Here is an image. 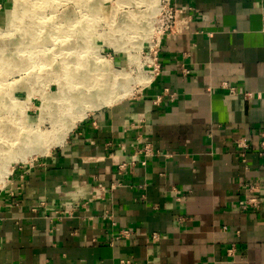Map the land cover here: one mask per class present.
I'll list each match as a JSON object with an SVG mask.
<instances>
[{"label":"crops","instance_id":"obj_1","mask_svg":"<svg viewBox=\"0 0 264 264\" xmlns=\"http://www.w3.org/2000/svg\"><path fill=\"white\" fill-rule=\"evenodd\" d=\"M171 4L149 86L12 169L0 264H264V0Z\"/></svg>","mask_w":264,"mask_h":264},{"label":"rangeland","instance_id":"obj_2","mask_svg":"<svg viewBox=\"0 0 264 264\" xmlns=\"http://www.w3.org/2000/svg\"><path fill=\"white\" fill-rule=\"evenodd\" d=\"M15 2L0 0V137L12 130L24 134L29 124L53 135L67 128L79 111L59 105L64 74H85L100 65L97 59L105 60L98 67L106 81L114 69L128 74L119 79L131 89L123 99L149 86L162 0H18L14 9ZM58 146L11 168L36 163Z\"/></svg>","mask_w":264,"mask_h":264},{"label":"bare ground","instance_id":"obj_3","mask_svg":"<svg viewBox=\"0 0 264 264\" xmlns=\"http://www.w3.org/2000/svg\"><path fill=\"white\" fill-rule=\"evenodd\" d=\"M151 1H154L156 4L159 2V0ZM18 7L19 2L16 0L14 9ZM14 15L15 10L12 11V16L13 18H17ZM67 53L69 54L70 52L67 51ZM104 61L103 59H97V64L100 62V65H97L95 68L90 66L85 74H64V76L67 75L68 82L61 84L58 94L59 105H63L62 108L68 109L76 107L79 111L77 115L71 117L72 119L67 128H64L62 131L53 129L54 134L56 133L53 135L51 131L41 130L39 124H29L24 134H19L12 130L6 136L0 137V144L3 143L5 146L4 148L0 147V182L4 181L12 171V163L16 161L25 162L33 154H42L53 146L61 145L68 131L73 128L78 118L84 117L89 111L110 106L131 93L129 85L119 84V79L124 80L128 77L125 71L114 69L112 78L106 81V78L98 67H103ZM11 100L14 102L13 99ZM51 137L53 139H50Z\"/></svg>","mask_w":264,"mask_h":264},{"label":"built area","instance_id":"obj_4","mask_svg":"<svg viewBox=\"0 0 264 264\" xmlns=\"http://www.w3.org/2000/svg\"><path fill=\"white\" fill-rule=\"evenodd\" d=\"M161 11H160V26L158 29V35H157V40L155 43V50L153 52V75L159 74L161 65L158 62V53H159V48H160V43L161 39L164 35L172 33V32H181L187 28L188 21L181 17V9L178 7H175L171 4V0H162L161 3ZM183 72L185 74L189 73V70L187 68H183ZM166 90V89H165ZM231 91L233 92L234 89L231 88ZM246 148V147H244ZM145 153H149L148 147L145 149ZM13 171L10 173V176H12ZM9 176V178H10ZM8 178V179H9ZM8 187V183L6 187L2 188V192ZM254 187H249L250 191H253ZM1 195V194H0ZM97 196V192L95 194ZM242 207L244 209H247L251 204L256 205L257 204V199L255 195H248L246 197L245 201H242ZM131 231L125 229L122 231V235L124 236H129ZM122 264H129L128 261H123Z\"/></svg>","mask_w":264,"mask_h":264}]
</instances>
